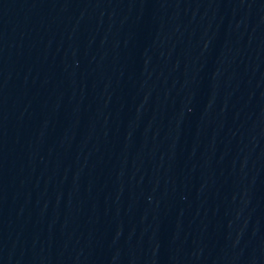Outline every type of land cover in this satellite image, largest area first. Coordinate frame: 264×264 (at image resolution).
Returning <instances> with one entry per match:
<instances>
[{
    "label": "water",
    "instance_id": "obj_1",
    "mask_svg": "<svg viewBox=\"0 0 264 264\" xmlns=\"http://www.w3.org/2000/svg\"><path fill=\"white\" fill-rule=\"evenodd\" d=\"M0 264H264V0H0Z\"/></svg>",
    "mask_w": 264,
    "mask_h": 264
}]
</instances>
